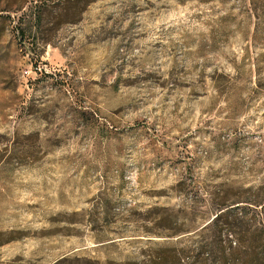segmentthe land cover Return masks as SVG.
<instances>
[{"label":"rangeland","instance_id":"374dc122","mask_svg":"<svg viewBox=\"0 0 264 264\" xmlns=\"http://www.w3.org/2000/svg\"><path fill=\"white\" fill-rule=\"evenodd\" d=\"M236 202L264 264V0H0V264H221Z\"/></svg>","mask_w":264,"mask_h":264},{"label":"trees","instance_id":"16d2710c","mask_svg":"<svg viewBox=\"0 0 264 264\" xmlns=\"http://www.w3.org/2000/svg\"><path fill=\"white\" fill-rule=\"evenodd\" d=\"M246 203H251L249 201H245ZM256 202V201H254ZM239 202H236L234 207H230L226 203H221L218 213H216L215 217L211 221L212 225L216 227L215 232L213 234V240L208 244L207 251V260L210 262H214L217 259H221V264H231V260L235 257L234 252L236 253L238 248L233 247L231 243H229L230 255L226 253V243L220 240L221 231L225 229L229 233L235 234L239 240L238 242H243L244 237L247 236L249 231L245 229V216L246 209L250 208L248 205H240ZM263 203H258V206H262ZM264 209V205L262 206ZM232 216V217H231ZM231 218V219H230ZM182 253L185 250H180ZM180 251H177L176 254L170 258L166 256H159L157 259L151 261L150 263L154 264H193L196 260L191 259L188 255H182ZM185 253V252H184ZM230 256V257H229ZM201 259V260H205Z\"/></svg>","mask_w":264,"mask_h":264}]
</instances>
